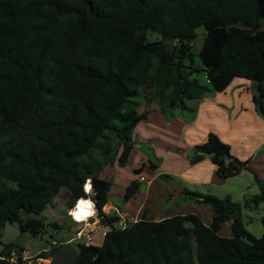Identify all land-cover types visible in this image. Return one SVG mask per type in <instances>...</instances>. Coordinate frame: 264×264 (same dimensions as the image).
<instances>
[{
	"label": "trees",
	"instance_id": "obj_1",
	"mask_svg": "<svg viewBox=\"0 0 264 264\" xmlns=\"http://www.w3.org/2000/svg\"><path fill=\"white\" fill-rule=\"evenodd\" d=\"M199 26L205 28L201 68L191 52ZM150 33L159 38L149 40ZM199 71L204 83L194 76ZM235 77L256 83L252 101L264 119V0H0V229L17 223L21 231L41 235V213L51 199L65 188L72 206L91 177L100 222L112 229L100 245L78 243L67 264H264V232L250 234L229 197L186 191L210 206L209 225L187 213L142 216L116 227L115 211L102 210L109 183L96 176L101 163L82 159L96 147L114 160L104 148L109 130L124 163L132 130L146 117L136 112L133 98L167 92L162 110H187V100L224 91ZM205 155L223 179L248 168L249 160L235 157L213 132L194 145L191 162ZM137 188L131 182L126 197ZM260 188L245 207L264 202ZM82 204L75 209L80 217ZM225 221L231 236L218 234ZM261 222L264 227V215ZM67 245L39 255L55 264L54 252ZM17 253L3 245L0 264H22L20 256L11 261Z\"/></svg>",
	"mask_w": 264,
	"mask_h": 264
},
{
	"label": "rangeland",
	"instance_id": "obj_2",
	"mask_svg": "<svg viewBox=\"0 0 264 264\" xmlns=\"http://www.w3.org/2000/svg\"><path fill=\"white\" fill-rule=\"evenodd\" d=\"M204 33V26L197 27L192 40L193 65L198 68L202 67L198 54ZM148 37L149 40L159 38L155 33H150ZM167 43L172 46L175 41ZM194 76L200 82H205L203 71L196 72ZM236 81L249 83L248 90L242 87L245 96L252 94L249 105L239 99L237 93L233 95L234 99L223 96L225 99L223 103H219L212 109L202 107L194 120L189 119L192 117L189 115H194L191 112L181 115L176 114V111L180 110L161 109L166 102L164 99L167 92H155L151 99H148L149 95L146 93L133 98L138 103L135 105L136 112L138 114L145 113L146 117L140 119L132 130L133 147L124 163L119 162L122 150L120 146L114 144L116 142V137L113 136L116 135L115 131L109 130L105 131V134L110 137L104 142V148L110 149L109 157L114 160L105 159V155L96 147H92L89 154L82 158L85 162L99 161L101 163L96 176L109 183L107 196L110 202L117 207L118 212L127 211V217L136 218L132 215L143 197V189L148 185L151 187L150 200L147 204L148 216L159 218L186 212V214L197 215L201 221L210 222L212 218L210 206L197 203L186 194V191L209 193L219 198L229 197L234 204L239 206V216L243 227L255 237H260L263 234L264 227L261 218L264 215V202H260L257 206H244L246 199L260 193V185L264 189V132L258 126L257 117L259 118L260 114L252 101V96L256 93V83L235 77L229 85H236ZM214 94L216 92H208L203 97L210 98ZM224 94L230 95L229 92H219L216 95ZM217 96L214 97V100ZM189 101L187 100L186 104ZM208 130H212L219 138L222 137L223 139H220L230 146L234 156L239 160H249L248 168L242 170L240 174L226 179L218 177L214 170V176L210 183L202 185L188 183L181 176L176 175V172L185 170L183 174L187 171V173H191L192 177L200 176V173H203L208 180L212 175H210V171H206L205 166L207 163H209V167L213 166L209 155H205L204 162H199L203 164L191 162L194 145L205 140ZM98 140L103 143V138ZM197 167L203 168H198L199 170L196 171ZM255 176L259 179V183ZM133 181L138 183V188L133 195L126 197L127 187ZM181 184L183 187L180 186ZM67 208V191L65 188H61L41 213L45 224L43 233L39 236H32L28 231H21L17 223H7L0 229V250L3 245L11 244L18 249L16 256L25 257L22 264H51L50 256L40 257L39 253L48 252L53 246L69 244L66 247H59L56 253L54 252L55 264H60V253H63L62 257H64L62 262L69 263L77 252V244L87 241L81 238L66 242V239L74 236L76 229L81 226L72 223L66 215ZM75 215H77L76 212ZM29 216L34 215L30 214ZM52 222L59 223L61 228L52 226ZM105 232L106 228L99 226L91 235L89 243L99 245ZM218 234L221 236L232 235L229 221L221 224ZM53 240L56 244H53ZM192 258H195L194 254Z\"/></svg>",
	"mask_w": 264,
	"mask_h": 264
},
{
	"label": "crops",
	"instance_id": "obj_3",
	"mask_svg": "<svg viewBox=\"0 0 264 264\" xmlns=\"http://www.w3.org/2000/svg\"><path fill=\"white\" fill-rule=\"evenodd\" d=\"M231 82H233V80ZM248 84L249 83H242L241 81H236V85H232V86L228 85L224 91H221V92H229L230 95L224 94V95H221V96H217L216 94H218L219 92L218 93L216 92V94H214L210 98L209 97H203V98H200V99H197V100H194V99L193 100H190L189 103L187 104V106H188V108L189 107H191V108H189L187 110L184 109V110L176 111V114L178 113V114H181V115H186L185 112H188V113L191 112L194 115H189V116H192L193 117V118L192 117H189V119L190 120H194V119H196L197 114L200 113V110H201L202 107H206V108H211L212 109L214 106H218L219 103H221V102L223 103L224 102L225 99H224L223 96H229L230 98L234 99L233 95L236 94V93L238 94L237 97L239 99H242V101L246 102V104L249 105V102H250V99H251V95L252 94L245 96V93L243 94V92H242L243 91V88L242 87H244L246 90H248ZM215 96H217V97L214 100V97ZM193 111H194V113H193ZM257 123H258L259 128H262L263 129V132H264V119L260 115H259V118L257 117ZM209 132H212V130H208L207 134ZM220 138H222V137H220ZM132 140H133V135H132ZM230 151H231V149H230ZM231 152L234 155V152L233 151H231ZM204 160H205V158H203L199 162H201V161L204 162ZM199 162H197V163L198 164H203V163H199ZM194 164H196V163H194ZM208 165H209V163H207L205 166H206V169H207L206 171H208V172L210 171V175L212 174L210 176V180H208L207 179V176H205L203 173H200V176H196V177H192L191 176V173L189 174V172L187 173V171L185 172V174H183V172L185 170H182L180 172H176V175L181 176V178L184 179V180H186L188 183H198L200 185L207 184V183H210L211 182V179L214 176V170H215V174H216L215 165L213 164L212 167H209ZM198 168H203V167H197L196 171L199 170ZM186 173H187V175H186ZM181 174H183V175H181ZM180 186L183 187L182 184ZM150 188H151L150 186L146 185V187L143 189V192H142L143 193V197L139 201L138 206H137L135 212L132 215L133 217H136L135 220L140 219V217H142V216H144L145 219H147V220H159V219H162V218H165V217H169V216H172V215H176V214H186V212H181V213H175V214H171V215H167V216H161L159 218H155L153 216H148V212H147L148 206H147V204H148V202L150 200V191H151ZM116 209H117V207L114 204H112L109 199H107V203L103 207L104 213H112ZM123 213L127 214L128 212L127 211H123ZM202 222L204 224H206V225H209L210 222H211V220H210V222H204L202 220ZM94 231L92 232V235H93ZM70 237H72V236H70ZM70 237H68L66 239V242L69 243ZM89 244H91V243H89ZM93 245H97V244H93Z\"/></svg>",
	"mask_w": 264,
	"mask_h": 264
},
{
	"label": "built area",
	"instance_id": "obj_4",
	"mask_svg": "<svg viewBox=\"0 0 264 264\" xmlns=\"http://www.w3.org/2000/svg\"><path fill=\"white\" fill-rule=\"evenodd\" d=\"M141 180H143V178H141ZM82 190H83L84 196H81V197L77 198L74 201L73 205L67 208L66 215L73 222H75L76 224L81 225L75 231L74 236L70 237L69 242L72 241V240H79L81 238H84L87 241L84 244L87 245L91 241L92 232L97 227L104 226L106 228V232L111 230L112 227L110 225H107V224L105 225V224H102L100 222L101 219L103 218V216H101L99 214V210H98V208L96 206V203H95L94 196L96 194V191H95L93 180L91 179V177H87L85 179V181H84V183L82 185ZM80 201L83 202L82 206H83V208H85L86 211L82 213L83 214L82 218H84V219L77 220V219L74 218L72 212L78 206ZM102 210H103V208H102ZM115 213L119 217V220L116 223V227L124 228L128 224L136 221L135 218L127 217L126 214L118 212L117 209L115 210ZM53 244H56V242L54 240H53ZM29 256H31V255H29ZM17 260H18L17 256L11 258V261L17 262ZM20 260H22V262H24L25 261V257L20 256Z\"/></svg>",
	"mask_w": 264,
	"mask_h": 264
},
{
	"label": "bare ground",
	"instance_id": "obj_5",
	"mask_svg": "<svg viewBox=\"0 0 264 264\" xmlns=\"http://www.w3.org/2000/svg\"><path fill=\"white\" fill-rule=\"evenodd\" d=\"M80 203H83V202L80 201L79 204H78V206H77L75 209L80 208ZM75 209H74L73 212H72L74 218L77 219V220H82V219H84V218H79L77 215H75ZM85 211H86L85 208H83V209H82V213L85 212Z\"/></svg>",
	"mask_w": 264,
	"mask_h": 264
}]
</instances>
